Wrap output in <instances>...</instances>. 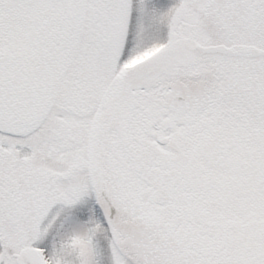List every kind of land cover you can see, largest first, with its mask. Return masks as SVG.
<instances>
[{
	"label": "snow or ice",
	"instance_id": "snow-or-ice-1",
	"mask_svg": "<svg viewBox=\"0 0 264 264\" xmlns=\"http://www.w3.org/2000/svg\"><path fill=\"white\" fill-rule=\"evenodd\" d=\"M0 264H264V0H0Z\"/></svg>",
	"mask_w": 264,
	"mask_h": 264
}]
</instances>
